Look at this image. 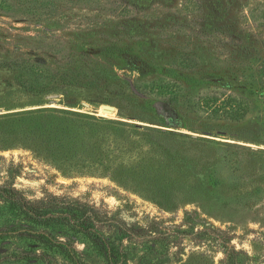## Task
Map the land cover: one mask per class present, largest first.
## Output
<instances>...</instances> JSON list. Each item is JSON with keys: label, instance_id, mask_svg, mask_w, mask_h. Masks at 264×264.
Wrapping results in <instances>:
<instances>
[{"label": "rangeland", "instance_id": "obj_1", "mask_svg": "<svg viewBox=\"0 0 264 264\" xmlns=\"http://www.w3.org/2000/svg\"><path fill=\"white\" fill-rule=\"evenodd\" d=\"M0 6V184L92 208L117 264H264V0Z\"/></svg>", "mask_w": 264, "mask_h": 264}, {"label": "trees", "instance_id": "obj_2", "mask_svg": "<svg viewBox=\"0 0 264 264\" xmlns=\"http://www.w3.org/2000/svg\"><path fill=\"white\" fill-rule=\"evenodd\" d=\"M21 66L16 60L0 62V67ZM28 69L34 71L32 65ZM161 90L166 91V87L161 86ZM103 225L96 211L74 199L31 200L12 183L0 184V263L54 264V256L60 255L71 264H84L75 244L87 242L106 264H117L119 246L111 235L101 231ZM124 229L123 233L129 231L127 226ZM154 230L149 227L138 234L151 237ZM13 240L20 241L23 246L5 253L4 249ZM220 251L224 255V264H245L241 251L226 246Z\"/></svg>", "mask_w": 264, "mask_h": 264}, {"label": "water", "instance_id": "obj_3", "mask_svg": "<svg viewBox=\"0 0 264 264\" xmlns=\"http://www.w3.org/2000/svg\"><path fill=\"white\" fill-rule=\"evenodd\" d=\"M113 110H114V108L112 106H108V105L102 106V112H104V113L113 112Z\"/></svg>", "mask_w": 264, "mask_h": 264}]
</instances>
